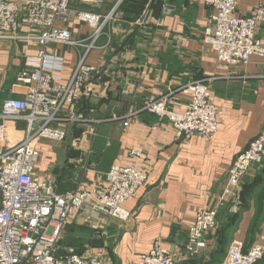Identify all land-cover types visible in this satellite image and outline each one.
Instances as JSON below:
<instances>
[{"label":"crops","instance_id":"0c3cea01","mask_svg":"<svg viewBox=\"0 0 264 264\" xmlns=\"http://www.w3.org/2000/svg\"><path fill=\"white\" fill-rule=\"evenodd\" d=\"M15 1L22 16L26 0ZM121 1L105 0L95 13L106 16L112 12L104 31L121 42L133 34L129 47L108 55L109 47L99 49L105 35L98 40V48L86 59L88 65L98 68L89 81L93 93L80 99L71 113L65 112L92 122L65 126L66 139L76 141L73 148L69 142L37 141L35 173L53 179L60 194L79 187L104 189L110 167L128 165L129 151L139 149L147 181L135 198L124 204L133 213L131 220L93 215L85 224L81 218L87 215L79 212L67 220L62 243L66 238L82 245L83 250L102 251L105 264H135L157 239L179 264H222L226 249H220L222 238L225 245L235 239L245 246L257 244L264 249V161L253 165L243 179L240 193L244 194L238 203L225 199L217 214V229L204 237V246L187 248V225L198 212L218 205L233 160L264 127V59L251 57L245 66L219 64L202 42L205 29L212 26L213 13L203 0H163L156 15L146 5L137 19L126 23L121 22L117 10ZM262 1L240 0L238 14L251 15ZM70 8L93 11L77 0ZM68 29L73 41L87 40L92 33L87 25L76 21H71ZM29 32L22 30L23 34ZM38 51L34 41H0V101L22 98L27 92L25 86L15 87L16 77L23 69L39 67ZM83 51L50 45L51 71L68 82ZM209 77L216 78L210 86V98L218 109L219 121L210 141L177 139L165 121L139 111L153 95L169 96L171 108L183 111L187 97L180 88ZM5 127L6 142L0 143V148L22 141L27 134L23 121H8ZM256 264H264V257Z\"/></svg>","mask_w":264,"mask_h":264},{"label":"built area","instance_id":"2783aa9c","mask_svg":"<svg viewBox=\"0 0 264 264\" xmlns=\"http://www.w3.org/2000/svg\"><path fill=\"white\" fill-rule=\"evenodd\" d=\"M74 0H26L21 6L15 0H0V41H34L39 46V67L21 70L15 87L25 86L22 98L0 101V143L6 142L5 123L23 121L27 126L25 138L0 148V264H105L102 251L79 252L62 243L67 220L79 212L82 222L91 216L103 215L128 222L133 213L124 204L135 198L147 181L141 165L142 151H129L130 163L112 165L105 174L104 189H82L58 193L53 179L35 173L39 140L61 143L66 139V125H86L92 122L80 115H67L82 98L93 93L89 85L98 68L88 65L90 51L97 49L98 40L105 35L106 49L111 36L105 33L113 15L100 16L91 11L71 9ZM80 4L100 8L105 0H77ZM240 0H203L212 10V26L205 29L203 44L216 55L217 62L226 67L245 66L251 57L264 59V1L258 3L251 15L241 16ZM76 21L87 25L92 33L87 40L73 41L68 24ZM32 32L22 33L23 29ZM105 33V34H104ZM261 33V35H259ZM50 45L71 46L84 51L78 59L68 82L64 83L50 69ZM62 61V59L58 60ZM215 77L194 81L180 88L187 97L183 111L171 108L167 95L151 96L139 111L165 121L177 139L194 137L210 141L217 132L218 109L211 101L210 86ZM112 117L111 120H116ZM98 123V122H96ZM127 126V123H124ZM264 161V127L248 147L233 160L226 187L213 209L198 212L187 225L190 245L204 246L202 240L217 229V214L225 199L239 202L240 186L251 167ZM156 240L151 249L141 254L135 264H179L175 256ZM264 256V249L253 244L246 252L241 241L232 239L222 264H255Z\"/></svg>","mask_w":264,"mask_h":264},{"label":"trees","instance_id":"16d2710c","mask_svg":"<svg viewBox=\"0 0 264 264\" xmlns=\"http://www.w3.org/2000/svg\"><path fill=\"white\" fill-rule=\"evenodd\" d=\"M162 4H163V0H122L117 10L122 15L120 18L122 19L121 22L126 23V22H133L135 19H137L146 5H149L148 6L149 9H151L153 11V14L155 13L156 15V13H158L159 10L162 8ZM91 9H93V11L91 12H96V9H99V8H91ZM132 35L133 34L129 35V37H127V39H124L122 42L119 41V39L114 38L113 35H111V42L108 48V53H109L108 55L117 54L120 51L124 50L125 48H128L130 44L129 42L132 39ZM243 194L244 193L242 192V196H241V193H240L239 199L241 197L243 198ZM219 241L221 243L220 249H222V247L226 248L224 251V256H225V253H226V250L229 244L225 245V240L223 238L220 239ZM63 242L65 245L67 244V245H71L75 247L79 252L83 251L82 249L83 246L78 243H72L69 241V239L67 240L66 238L64 239ZM251 246L244 245V251L246 252Z\"/></svg>","mask_w":264,"mask_h":264},{"label":"rangeland","instance_id":"374dc122","mask_svg":"<svg viewBox=\"0 0 264 264\" xmlns=\"http://www.w3.org/2000/svg\"><path fill=\"white\" fill-rule=\"evenodd\" d=\"M68 138V137H67ZM67 140V139H66ZM64 141V142H62L63 144L65 143V144H67V142H69L70 143V145H71V147L73 148L74 147V145H76V144H74V143H76V141H74L73 139H68L67 141ZM80 160V164L82 163V160L78 157L77 158V161H79Z\"/></svg>","mask_w":264,"mask_h":264}]
</instances>
